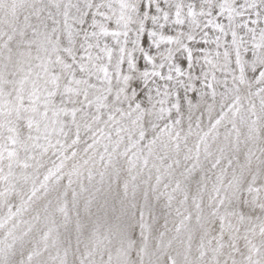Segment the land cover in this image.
I'll use <instances>...</instances> for the list:
<instances>
[{
  "label": "snow or ice",
  "instance_id": "obj_1",
  "mask_svg": "<svg viewBox=\"0 0 264 264\" xmlns=\"http://www.w3.org/2000/svg\"><path fill=\"white\" fill-rule=\"evenodd\" d=\"M0 264H264V0H0Z\"/></svg>",
  "mask_w": 264,
  "mask_h": 264
}]
</instances>
